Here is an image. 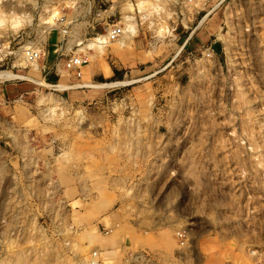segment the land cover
Here are the masks:
<instances>
[{"label": "rangeland", "instance_id": "374dc122", "mask_svg": "<svg viewBox=\"0 0 264 264\" xmlns=\"http://www.w3.org/2000/svg\"><path fill=\"white\" fill-rule=\"evenodd\" d=\"M3 70L0 264H264V0H0Z\"/></svg>", "mask_w": 264, "mask_h": 264}, {"label": "built area", "instance_id": "2783aa9c", "mask_svg": "<svg viewBox=\"0 0 264 264\" xmlns=\"http://www.w3.org/2000/svg\"><path fill=\"white\" fill-rule=\"evenodd\" d=\"M121 33H122V28L119 27L118 25H114L109 30L108 35L110 39L115 40L121 35ZM36 56H37L36 52L34 54L30 52L29 57L31 60H35ZM83 62H85V60H83L81 57H73L67 62L66 67L72 70L75 67H80V65ZM78 74L80 75V72H78Z\"/></svg>", "mask_w": 264, "mask_h": 264}, {"label": "crops", "instance_id": "0c3cea01", "mask_svg": "<svg viewBox=\"0 0 264 264\" xmlns=\"http://www.w3.org/2000/svg\"><path fill=\"white\" fill-rule=\"evenodd\" d=\"M20 91V89L15 88L12 85L9 84H1L0 85V107H5L8 106L6 105L7 102L10 103V100L17 96L14 95L16 93H18Z\"/></svg>", "mask_w": 264, "mask_h": 264}, {"label": "bare ground", "instance_id": "6f19581e", "mask_svg": "<svg viewBox=\"0 0 264 264\" xmlns=\"http://www.w3.org/2000/svg\"><path fill=\"white\" fill-rule=\"evenodd\" d=\"M53 14V13H52ZM51 15V14H50ZM56 16V15H55ZM51 17V16H50ZM52 17H54V16H52ZM129 29H131V28H129ZM129 29H127V27H125V29H124V31H123V33L121 34V35H123V37H125L126 35L128 36V35H130V34H128L129 32H130V30ZM125 35V36H124ZM126 36V37H127ZM101 37V36H100ZM104 37V36H103ZM123 37H121V39L123 38ZM108 38V37H107ZM119 39V38H118ZM95 41V40H94ZM99 41H101L102 42V40H99ZM98 41V42H99ZM124 42V41H123ZM18 75L16 74V73H14V72H11V71H7V70H3V71H0V80H10V79H14V78H16ZM2 167H1V165H0V174L2 173V169H1Z\"/></svg>", "mask_w": 264, "mask_h": 264}]
</instances>
